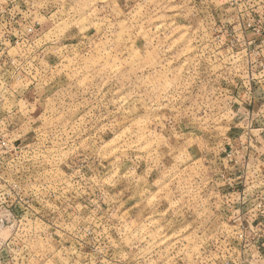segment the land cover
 <instances>
[{
  "label": "rangeland",
  "instance_id": "1",
  "mask_svg": "<svg viewBox=\"0 0 264 264\" xmlns=\"http://www.w3.org/2000/svg\"><path fill=\"white\" fill-rule=\"evenodd\" d=\"M245 103L264 0H0V264H238Z\"/></svg>",
  "mask_w": 264,
  "mask_h": 264
},
{
  "label": "built area",
  "instance_id": "2",
  "mask_svg": "<svg viewBox=\"0 0 264 264\" xmlns=\"http://www.w3.org/2000/svg\"><path fill=\"white\" fill-rule=\"evenodd\" d=\"M24 37L25 34L17 40ZM14 38L4 36L1 42L10 43L13 42ZM232 117L235 118L236 114ZM7 128L9 127L0 132V137L13 135L11 130H7ZM244 145L242 143L237 146L233 145L231 150L225 154L228 162L232 163L230 170H233L231 179L233 186L231 193H228L230 201L227 207L232 213H251L252 223L230 226L232 236L229 246L238 251L243 250V253L248 251L247 256L243 257L238 264L247 263V258L250 256L249 251H253L252 256L255 257V262L264 264V171L257 170L250 157L246 153H241V150H245ZM6 183L8 184L7 181ZM4 193L3 190V198L8 200L9 194ZM3 213H9V210L3 208ZM251 259L253 258L251 257Z\"/></svg>",
  "mask_w": 264,
  "mask_h": 264
},
{
  "label": "crops",
  "instance_id": "3",
  "mask_svg": "<svg viewBox=\"0 0 264 264\" xmlns=\"http://www.w3.org/2000/svg\"><path fill=\"white\" fill-rule=\"evenodd\" d=\"M246 107L247 105L245 103V105H241V107L235 109V122L238 123L240 129H237L236 134L233 135L235 136L233 144L237 142L245 144V150H241V153H246L250 157L251 162L255 165L257 170L264 171V133L259 132L260 125H255L254 123L263 120L264 115H255L257 117V119H255L254 115L245 113L248 111ZM247 128L249 130H247Z\"/></svg>",
  "mask_w": 264,
  "mask_h": 264
}]
</instances>
